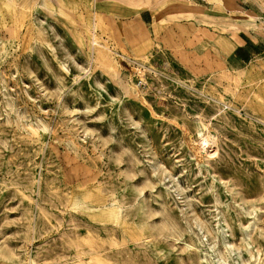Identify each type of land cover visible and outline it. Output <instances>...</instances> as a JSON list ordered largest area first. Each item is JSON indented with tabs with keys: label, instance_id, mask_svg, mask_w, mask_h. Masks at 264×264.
Returning <instances> with one entry per match:
<instances>
[{
	"label": "rangeland",
	"instance_id": "obj_1",
	"mask_svg": "<svg viewBox=\"0 0 264 264\" xmlns=\"http://www.w3.org/2000/svg\"><path fill=\"white\" fill-rule=\"evenodd\" d=\"M191 10L0 0V264H264V15Z\"/></svg>",
	"mask_w": 264,
	"mask_h": 264
},
{
	"label": "crops",
	"instance_id": "obj_2",
	"mask_svg": "<svg viewBox=\"0 0 264 264\" xmlns=\"http://www.w3.org/2000/svg\"><path fill=\"white\" fill-rule=\"evenodd\" d=\"M159 7L162 10L167 8H188L194 7L203 9L208 13L194 15L197 21L208 23L199 24L198 30L212 34L215 32L210 24L215 23L217 14H225L231 18L237 16L264 15V0H94V9L122 24L125 20L145 25L152 19V13ZM168 15V14H167Z\"/></svg>",
	"mask_w": 264,
	"mask_h": 264
},
{
	"label": "bare ground",
	"instance_id": "obj_3",
	"mask_svg": "<svg viewBox=\"0 0 264 264\" xmlns=\"http://www.w3.org/2000/svg\"><path fill=\"white\" fill-rule=\"evenodd\" d=\"M193 10H191L188 14H191L194 12V10L196 8L194 7H189ZM167 10H171V8H167ZM165 13V12H164ZM174 13V12H173ZM168 14V13H167ZM169 14H172L171 12H169ZM96 46H97V50L96 51V56L94 57V60H96L97 64L99 66H101L102 68H109L110 69V65L108 64V62L106 60H104V57L102 56V49H104V47L102 45H98L96 41L93 42ZM208 138H205L201 141L200 143V147L201 150L204 152V155L206 157L207 160H210L213 155L215 154V150L210 149L211 148V144L209 145V141L207 140ZM211 140V139H210ZM211 143V142H210ZM214 147V145H213ZM212 147V148H213ZM227 247V245H225Z\"/></svg>",
	"mask_w": 264,
	"mask_h": 264
}]
</instances>
